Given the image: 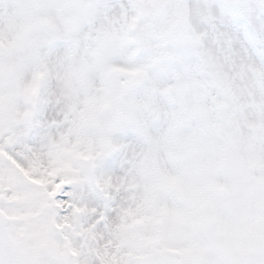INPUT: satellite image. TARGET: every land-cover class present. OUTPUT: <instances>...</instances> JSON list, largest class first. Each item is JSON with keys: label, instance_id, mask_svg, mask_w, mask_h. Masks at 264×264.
<instances>
[{"label": "snow or ice", "instance_id": "1", "mask_svg": "<svg viewBox=\"0 0 264 264\" xmlns=\"http://www.w3.org/2000/svg\"><path fill=\"white\" fill-rule=\"evenodd\" d=\"M0 264H264V0H0Z\"/></svg>", "mask_w": 264, "mask_h": 264}]
</instances>
